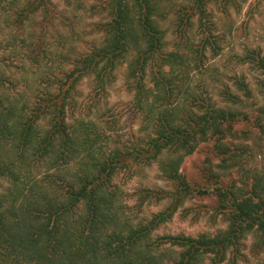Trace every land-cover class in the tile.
Returning a JSON list of instances; mask_svg holds the SVG:
<instances>
[{
	"label": "trees",
	"instance_id": "1",
	"mask_svg": "<svg viewBox=\"0 0 264 264\" xmlns=\"http://www.w3.org/2000/svg\"><path fill=\"white\" fill-rule=\"evenodd\" d=\"M246 1L0 0V264H250L249 238L264 264V103L244 76L221 101L206 78L225 49L217 12ZM236 60L264 76L260 49ZM122 68L140 120L127 142L108 106ZM209 147L204 187L183 166ZM155 164L170 190L140 187L130 206L117 177ZM196 198L225 228L158 235Z\"/></svg>",
	"mask_w": 264,
	"mask_h": 264
},
{
	"label": "rangeland",
	"instance_id": "2",
	"mask_svg": "<svg viewBox=\"0 0 264 264\" xmlns=\"http://www.w3.org/2000/svg\"><path fill=\"white\" fill-rule=\"evenodd\" d=\"M99 2L100 0H86L88 6L98 5ZM216 8L218 7L216 6ZM83 15L84 12L82 11V18L84 19ZM84 22L82 30H85L84 34L87 37L92 29V25L100 22V18L95 17L90 19L88 15L85 16ZM217 22L220 33L226 34V38H224L225 49L221 56L210 60L209 63L218 70L212 74V76H215V80H213L215 83L211 77H206L210 80L212 95L216 100L221 101L219 93L223 87L230 86L233 90H236L233 85L234 81L231 78L238 75L246 78L257 98L261 103H264V76L250 65H239L236 60V56L244 55L248 48L260 49L261 54L264 56V0H247L243 4L240 13H236L233 9L227 14L217 12ZM224 28L228 30L230 28L231 32L228 33ZM91 38L89 36V39ZM170 40H172L171 36ZM124 71V68L119 71L118 81L110 89L108 106L114 114L115 119L119 121L117 129L119 135L123 141L127 142L133 140L134 136L138 133L140 120L134 117L130 109L133 95L126 89ZM84 91L87 93L89 89L84 87ZM110 115L105 118L110 120ZM210 149L211 147L205 148L199 154H195L187 159L183 166V171L187 174L188 178L191 181L200 183L204 187L211 185V181H208L205 175L207 167L205 162H207V159H213L214 164L219 163V159L210 152ZM136 170L133 172H122L116 179L125 197L127 200L129 199L128 204L130 206L135 204V199L132 195L140 187L170 190V186L160 176L157 164L141 169V171ZM167 204L165 202L160 205L147 206L144 208L142 215L150 216L153 213H158ZM212 206V201L209 198H196L188 201L177 212L174 219L158 232V235L184 233L196 236L200 233H215L219 229L225 228L222 219L220 217L217 218L215 213H213ZM198 211L200 214H196ZM252 245L253 239L249 238L246 242V248L243 250L246 259L242 260H248L250 264H260L261 259L255 257L251 252ZM261 258L264 259V255ZM224 264H231V262L228 259ZM241 264L245 263L242 262Z\"/></svg>",
	"mask_w": 264,
	"mask_h": 264
}]
</instances>
